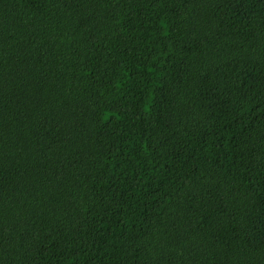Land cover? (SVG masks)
I'll list each match as a JSON object with an SVG mask.
<instances>
[{"label":"trees","instance_id":"obj_1","mask_svg":"<svg viewBox=\"0 0 264 264\" xmlns=\"http://www.w3.org/2000/svg\"><path fill=\"white\" fill-rule=\"evenodd\" d=\"M0 264H264V0H0Z\"/></svg>","mask_w":264,"mask_h":264}]
</instances>
